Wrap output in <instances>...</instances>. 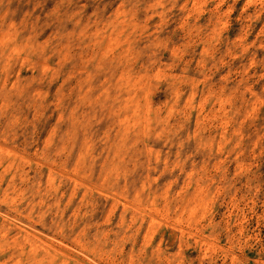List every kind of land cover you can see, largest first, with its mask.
Returning <instances> with one entry per match:
<instances>
[{
	"label": "rangeland",
	"instance_id": "rangeland-1",
	"mask_svg": "<svg viewBox=\"0 0 264 264\" xmlns=\"http://www.w3.org/2000/svg\"><path fill=\"white\" fill-rule=\"evenodd\" d=\"M0 264H264V0H0Z\"/></svg>",
	"mask_w": 264,
	"mask_h": 264
}]
</instances>
